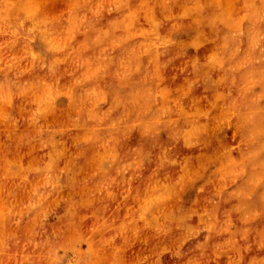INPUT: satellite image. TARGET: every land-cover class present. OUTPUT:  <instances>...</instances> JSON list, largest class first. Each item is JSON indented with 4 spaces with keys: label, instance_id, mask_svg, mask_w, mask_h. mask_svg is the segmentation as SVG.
Masks as SVG:
<instances>
[{
    "label": "rangeland",
    "instance_id": "obj_1",
    "mask_svg": "<svg viewBox=\"0 0 264 264\" xmlns=\"http://www.w3.org/2000/svg\"><path fill=\"white\" fill-rule=\"evenodd\" d=\"M0 264H264V0H0Z\"/></svg>",
    "mask_w": 264,
    "mask_h": 264
}]
</instances>
